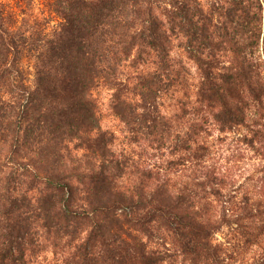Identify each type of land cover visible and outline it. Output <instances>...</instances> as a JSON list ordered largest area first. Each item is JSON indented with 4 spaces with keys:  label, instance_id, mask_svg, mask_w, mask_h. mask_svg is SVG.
I'll return each instance as SVG.
<instances>
[{
    "label": "trees",
    "instance_id": "obj_1",
    "mask_svg": "<svg viewBox=\"0 0 264 264\" xmlns=\"http://www.w3.org/2000/svg\"><path fill=\"white\" fill-rule=\"evenodd\" d=\"M67 7L0 0V264H264V4Z\"/></svg>",
    "mask_w": 264,
    "mask_h": 264
},
{
    "label": "clouds",
    "instance_id": "obj_2",
    "mask_svg": "<svg viewBox=\"0 0 264 264\" xmlns=\"http://www.w3.org/2000/svg\"><path fill=\"white\" fill-rule=\"evenodd\" d=\"M262 4H264V0H260ZM68 0H59V5L62 8V10L65 13L69 12V9L67 7ZM261 40L262 43H264V12H261ZM76 141H73V144H75ZM65 144H67V141H65ZM49 146V142L47 139L41 138V141L38 142L33 146V150L28 152L26 159L33 160L37 165H47L49 163L55 162L57 160V154H59L58 163L60 165L61 171H67L71 172L73 170L79 171V172H85L88 170L87 167H85L86 161L92 160L93 165L97 164L98 161L93 160V157L85 155L83 152H74L69 153L65 149L63 145H56L55 150L53 151L52 155L48 157L47 159H42L43 152L47 150V147ZM31 167V165H29ZM23 171V170H21ZM32 172L36 173L37 168H32ZM30 176H23L21 177L22 180H28L30 179ZM41 180H43V177H41ZM41 188L44 187L43 183H40L39 185ZM24 189L23 187L20 188V192H22ZM20 192L15 193L16 195H19ZM227 231L226 229L224 230ZM251 256H249V259ZM163 264H169L167 260L163 262Z\"/></svg>",
    "mask_w": 264,
    "mask_h": 264
},
{
    "label": "rangeland",
    "instance_id": "obj_3",
    "mask_svg": "<svg viewBox=\"0 0 264 264\" xmlns=\"http://www.w3.org/2000/svg\"><path fill=\"white\" fill-rule=\"evenodd\" d=\"M105 123H106V125H108V126H112V125L115 126V124H116V122H114V121L111 120V119H106V120H105ZM222 235H223V234H219V235L217 236V238H218L219 240H221ZM48 256H51V254H48Z\"/></svg>",
    "mask_w": 264,
    "mask_h": 264
}]
</instances>
